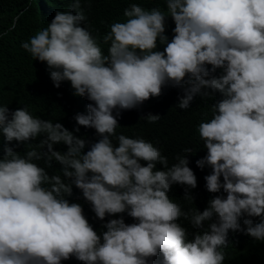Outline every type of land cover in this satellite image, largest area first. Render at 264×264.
Segmentation results:
<instances>
[{"label":"clouds","instance_id":"obj_1","mask_svg":"<svg viewBox=\"0 0 264 264\" xmlns=\"http://www.w3.org/2000/svg\"><path fill=\"white\" fill-rule=\"evenodd\" d=\"M164 4L166 10L126 7V21L110 25L103 37L107 55L82 26L81 0H73L75 14L57 10L46 28L21 43L46 62L55 87L69 81L74 95L91 101L74 119L99 139L89 142L75 135L79 127L35 117L28 107L0 106L7 142L0 156V264H62L73 257L83 264H156L155 258L159 264H224L229 230L264 242V0ZM168 17L175 24L171 39ZM168 85L182 90L176 106L183 110L198 96L221 97L210 120L198 125L207 152L196 164L211 168L207 190L226 197H212L203 211L185 210L169 195L179 184L184 199H194L191 148L170 166L154 143L116 133L122 110L159 97ZM143 117L155 123L161 115ZM37 137L43 138L24 155L10 146ZM58 144L67 151L56 150ZM54 161L62 175L47 170ZM73 185L99 220L68 199ZM124 213L135 222L123 215L101 222Z\"/></svg>","mask_w":264,"mask_h":264},{"label":"trees","instance_id":"obj_2","mask_svg":"<svg viewBox=\"0 0 264 264\" xmlns=\"http://www.w3.org/2000/svg\"><path fill=\"white\" fill-rule=\"evenodd\" d=\"M73 0H0V106H8L11 110L21 107H28L31 114L53 122L64 124L69 130L74 131L79 127L80 136L89 142L99 139L95 129L79 126L74 117L77 113H87V105L91 103L86 97L74 95V89L69 81H63L59 88L54 86L50 79L46 62L35 60L30 53L26 52L21 43L34 36L39 30L46 28L54 18L57 10L72 11ZM131 3L141 4L146 9L161 7L166 10L164 0H81V7L84 9L87 20L84 25L98 38V42L107 55L109 45L103 43V37L110 31V25L115 22H125L126 17L123 10ZM13 24L15 27L13 28ZM174 21L171 17L166 21V35L169 39L174 35ZM159 50L164 45L158 44ZM211 68V66H208ZM222 70L217 69V74ZM182 90L171 85L165 86L159 97H152L142 105L131 110H122L117 117L119 126L116 129L117 135L123 133L130 138H143L161 148L162 154L169 159V165L175 163L177 154L184 155L185 148H191L193 153L189 154V166L197 175L198 185L191 189L193 200H185L186 188L183 185H173L169 195L170 198L179 202L185 210L191 208L203 211L209 199L216 195L226 193H210L206 188L205 176L211 173V168L205 166L199 168L196 161L206 155V148L198 133V125L202 121L210 120L212 107L221 97L217 94L214 97H196L192 105L183 110L176 106ZM159 114L158 122L148 123L143 117L148 113ZM115 114V113H114ZM19 143L11 142L14 151L24 155L28 150L36 147L39 140ZM114 138V143H115ZM7 142L0 135V156L3 155V146ZM56 150L67 151V146L58 144ZM90 144L86 146L88 150ZM40 166L46 167L44 161H37ZM142 163H145L142 161ZM157 167H161L157 165ZM50 174H61L60 165L53 162V167L47 169ZM223 179V178H221ZM71 202H79L95 216L91 205L84 200L80 189L73 185V195L68 197ZM120 215L129 223L135 222L126 213L117 216H106L103 224L112 218H119ZM96 217V216H95ZM97 218V217H96ZM98 219V218H97ZM243 219H241L242 227ZM99 220V219H98ZM182 225L188 227L192 232L191 224L181 218ZM254 223L260 222L259 218H253ZM196 231V230H195ZM228 243L222 249L225 252L224 264H264V242L255 240L243 231H231L228 234ZM156 264H159L155 258ZM62 264H83L75 257L62 261Z\"/></svg>","mask_w":264,"mask_h":264}]
</instances>
